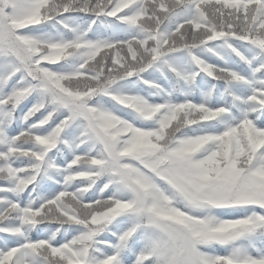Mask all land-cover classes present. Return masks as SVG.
Segmentation results:
<instances>
[{
	"label": "trees",
	"instance_id": "1",
	"mask_svg": "<svg viewBox=\"0 0 264 264\" xmlns=\"http://www.w3.org/2000/svg\"><path fill=\"white\" fill-rule=\"evenodd\" d=\"M4 1L42 80L0 48V264H184L134 211L99 133L142 203L191 236L194 264H264V38L217 33L202 10L210 0H154L163 18L153 28L148 0H104L99 11ZM218 1L229 11L258 2L252 26L264 20V0ZM184 26L210 37L170 46ZM136 42L151 60L107 80L83 116L46 90L74 97L76 80L101 83L93 63L110 50L124 69Z\"/></svg>",
	"mask_w": 264,
	"mask_h": 264
},
{
	"label": "rangeland",
	"instance_id": "2",
	"mask_svg": "<svg viewBox=\"0 0 264 264\" xmlns=\"http://www.w3.org/2000/svg\"><path fill=\"white\" fill-rule=\"evenodd\" d=\"M104 0H55V8L59 11L69 9L71 7L79 9H89L94 11H99L103 9ZM169 8H173L176 5L173 0H161ZM148 6L150 7V17L147 18V23L149 28L155 27V24L159 23L163 18V13L159 12L155 8L156 2L154 0H148ZM258 2L249 3L247 5H241V2H237L233 11H229L228 5L223 1L210 0L206 4L202 5V10L206 16L213 21L214 28L217 33L225 32L226 30L236 31L239 33H248L254 36H261L264 38V20L261 25L257 28L252 26L253 16L255 10L258 6ZM5 1L0 0V48L4 51L10 52L17 60L22 64L25 70L34 77L39 78L38 70L35 64L31 62L28 50L25 46V42L17 37L14 29L11 28L5 14ZM154 11V12H153ZM249 19L248 23L247 20ZM232 26V28H229ZM223 30V31H222ZM210 37V33L205 30L200 32L193 31L192 28L184 26L182 28L181 36H173L170 41V46H180L186 44L188 40H194L196 42L204 40ZM122 53H126L124 45L119 44L116 46ZM135 50L137 51L136 61H129L125 57L126 68L118 69L111 65V60L109 58L111 51L108 50L103 52L99 58L93 63V66L104 73L101 79V83L92 82L90 80H76L74 82L75 96L64 95L63 92L52 88L49 82H45L46 90L52 94L54 99L67 107H70L75 115L83 116L86 110L85 102L88 97H90L100 86H102L107 80L116 78L123 74L122 72L128 71L140 66H144L148 61L151 60L149 54L140 48V45L136 42L134 43ZM40 79V78H39ZM42 80V79H40ZM83 92L84 94L80 96L78 92ZM88 119L90 120V114H88ZM91 123V122H90ZM92 125V123H91ZM177 126H174V128ZM98 138L103 142L106 152L108 153L111 165L114 167L115 173L118 180L125 185L126 190H132L136 195L137 201L134 205V211L141 213L147 223L151 226H155V240L159 242L171 243L170 247L177 255H183L182 261L184 264H194V254L191 236L186 230L176 227L164 225V223L154 216L153 212L149 207L142 203L141 196L142 193L136 187L132 185L129 179V170L124 166L123 155L116 152L113 142L107 139V136L103 133H99ZM139 198V199H138ZM46 215L51 219L60 220L61 216L56 214L53 207L48 205L45 209ZM157 243V242H155Z\"/></svg>",
	"mask_w": 264,
	"mask_h": 264
}]
</instances>
